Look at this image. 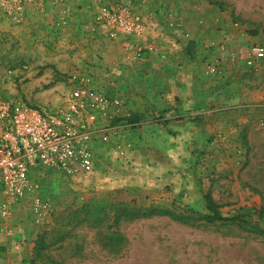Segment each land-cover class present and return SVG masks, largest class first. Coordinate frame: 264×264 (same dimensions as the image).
<instances>
[{
	"label": "rangeland",
	"instance_id": "obj_1",
	"mask_svg": "<svg viewBox=\"0 0 264 264\" xmlns=\"http://www.w3.org/2000/svg\"><path fill=\"white\" fill-rule=\"evenodd\" d=\"M131 1L147 21V49L138 60L124 55L123 73L108 63L121 60L119 44L86 33L84 16L57 32L51 10L0 27V101L61 108L70 76L86 73L97 89L124 101L133 126L97 149L93 176L48 178L38 194L0 212V264H264V59L247 64L252 48H264V0H164L161 12L156 0ZM175 20H188L202 36L183 43L175 59L180 92L193 80L205 96L196 115L184 118L194 125L182 134L161 128L153 97L140 99L137 77L150 57L153 78L160 56L154 34L159 26L174 38ZM162 44L169 62L170 38ZM159 161L162 173L154 170ZM112 164L117 174L150 170L148 182L109 189ZM205 196L220 219L208 218Z\"/></svg>",
	"mask_w": 264,
	"mask_h": 264
},
{
	"label": "built area",
	"instance_id": "obj_2",
	"mask_svg": "<svg viewBox=\"0 0 264 264\" xmlns=\"http://www.w3.org/2000/svg\"><path fill=\"white\" fill-rule=\"evenodd\" d=\"M133 4L131 0H0V27L22 26L51 10V28L57 32L84 16L86 33L117 42L126 59L138 60L147 49L142 41L148 25L134 12ZM251 55L248 65L262 61L264 48H252ZM70 77L72 88L61 108L0 101L2 214L28 193L38 194L41 182L48 178L64 181L93 176L101 165L97 149L116 139L117 130L133 127L131 114L116 93L97 89L91 74ZM32 180L36 183L31 185Z\"/></svg>",
	"mask_w": 264,
	"mask_h": 264
},
{
	"label": "crops",
	"instance_id": "obj_3",
	"mask_svg": "<svg viewBox=\"0 0 264 264\" xmlns=\"http://www.w3.org/2000/svg\"><path fill=\"white\" fill-rule=\"evenodd\" d=\"M157 2H158L157 6L160 12L164 11L163 10L164 0H156V3ZM185 17L183 19H188L187 16ZM175 21L178 23L179 26L173 32L174 38H171L170 35L167 36L164 35V32H160L159 26L156 30L157 32L154 34L159 39L158 43L160 44V47L158 52L160 56L157 57L158 61L156 64V69H154L153 70L154 73H152L153 78L150 79L149 78L150 76L147 75L150 72L149 70L150 64H148V62H150V57L148 59L141 60L142 64L140 65L142 66V69L137 77L139 79L140 87L144 91L142 95H140V99L145 102L147 97L148 98L153 97L155 108L158 111L157 113L161 117H163L164 120V123L163 125H161V128L170 129L174 132L176 131L182 134V129H184V127H188L189 125H194L193 123L187 121L184 118L185 117L189 118L191 116L196 115L195 109L196 107L199 106L200 102L204 101L205 96L204 93L196 92L193 80H188L185 82V94H182L180 92L178 88V84L173 82L176 80V76H177L176 74L178 73V69H180V67H178L179 62L175 59H178V56H180L181 45L183 43H185V46L188 45L192 46L194 42L199 43V40L202 38V36L193 33V30L190 27L188 20H179V21L175 20ZM160 27L163 28L162 26ZM179 37H181V39L183 40L177 43V39ZM169 38L171 41L170 50L172 51L173 59L170 60L169 62L167 61L168 62L167 63L164 62L163 60L164 56L162 54L166 53V50L164 49L162 43L164 42V40ZM117 58L119 57L117 56ZM117 58L115 59V61L111 60L110 62H108L110 63V66H113L115 70H122V73L124 72L125 69H129V67L127 68V64L129 63L124 59L122 51L120 53L121 60L119 59L117 60ZM168 79H171V81L168 82L169 81ZM123 83L125 84V81H123ZM174 85L177 88H173ZM181 85L179 87H181ZM122 97L124 96L122 95ZM159 147H160L159 150L161 151L160 153L161 156L169 155L167 151L168 146L162 145ZM165 147L167 148L164 149ZM163 151L165 152V154L163 153ZM112 166L115 171L114 172L111 171L112 172L110 174L111 182H109V186H108L109 189L119 188V189H124L123 191H125L126 189H136L134 188L135 186L136 187H138L137 185L142 186V183L145 184L146 182H148L146 179V175L149 173L150 170L138 169V170L126 172L124 174L123 172H119L117 174L116 167H114L115 164H112ZM154 170L157 173L163 172V164L161 161L156 162V166L154 167ZM141 175H143V177H141ZM132 177H134V179ZM99 179H97L96 181H99Z\"/></svg>",
	"mask_w": 264,
	"mask_h": 264
},
{
	"label": "trees",
	"instance_id": "obj_4",
	"mask_svg": "<svg viewBox=\"0 0 264 264\" xmlns=\"http://www.w3.org/2000/svg\"><path fill=\"white\" fill-rule=\"evenodd\" d=\"M212 4H216V5H220L218 2H210ZM205 199H206V207L207 209L209 210V212L213 213L212 216L208 217L209 219H214V218H217V219H220L219 216L217 215V205L214 204V202L211 200V198L209 196H205ZM169 215H171V217H174V218H177V219H182L180 216H175L173 214H170L168 212Z\"/></svg>",
	"mask_w": 264,
	"mask_h": 264
}]
</instances>
